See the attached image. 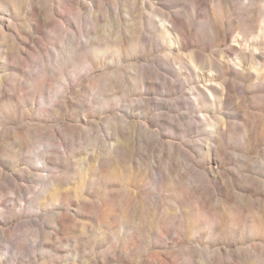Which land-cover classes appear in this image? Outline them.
Segmentation results:
<instances>
[{"label":"clouds","instance_id":"obj_1","mask_svg":"<svg viewBox=\"0 0 264 264\" xmlns=\"http://www.w3.org/2000/svg\"><path fill=\"white\" fill-rule=\"evenodd\" d=\"M222 8L218 21L211 13L206 20L213 37L228 24L236 38L257 22L264 30V0H223ZM196 18L192 0L183 23L174 19L179 42L198 47L191 35ZM84 44L74 55L41 57L11 90L0 91V264H206L218 224L206 214L222 216L225 184L247 192L242 173L264 176V134L251 143V125L233 119L239 109L232 103L221 109L226 129L200 115L222 95L209 104L197 93L200 104L191 111L161 99L172 91L161 92L163 72L150 81L120 64L119 52L104 64L123 83L110 81ZM124 55L138 54L130 47ZM140 55L170 70L158 56ZM97 142L105 154L92 164ZM121 192L129 198L119 199ZM46 251L50 258H38ZM212 251L217 264H264V243L255 240Z\"/></svg>","mask_w":264,"mask_h":264},{"label":"rangeland","instance_id":"obj_2","mask_svg":"<svg viewBox=\"0 0 264 264\" xmlns=\"http://www.w3.org/2000/svg\"><path fill=\"white\" fill-rule=\"evenodd\" d=\"M191 2L0 0V91L4 88L11 90L15 78L23 76L25 67L39 63L41 57L53 58L62 50L74 55L78 48L85 46L86 41L87 47L98 54L100 66L110 81L123 83L117 70L104 64L105 57L111 59L119 52L120 64L134 65V70L150 81L159 80L163 72L167 79L159 85L161 92L166 88L172 91L171 95H163L161 99L183 105L186 111L200 104L198 98L193 99L197 93L207 97L209 104L222 95V100L215 101L214 110L211 107L207 111L201 108L200 115L213 120L218 118V126L226 129L229 117L221 109L224 106L227 109L229 103L236 105L239 116L233 119L249 121V140L254 143L258 136L264 134V120H251L253 114L264 117V30L257 22L255 29H245L236 38L234 26L228 24L226 32L213 37L206 20L210 13L214 22L220 19L223 0H219V5L217 0H208L210 12L202 0H195L197 18L191 35L198 47H193L191 42L185 45L176 39L174 19L183 23L184 13L190 11ZM215 26L219 28L218 24ZM130 47L138 54L131 60L124 55ZM140 53L158 56L170 70L163 71L158 61L147 59ZM190 88L196 91H188ZM148 94H151L150 88L145 93ZM156 95L160 96V93ZM55 96L54 92L53 99ZM6 99L15 101V97ZM163 110L167 111L166 108ZM146 135L150 136V133L146 131ZM93 153L96 159L91 162L96 164L105 154L104 146L97 142ZM242 174L250 190L241 191L234 181L225 184L224 196L219 197L222 216L206 214L209 219L218 221L209 241L211 245L206 254V264H217V253L212 251L213 247H235L252 240L264 243V176L253 172ZM228 179L231 180V177ZM190 183L195 185L196 177H190ZM75 187L69 186L72 190ZM129 188L135 193L130 185ZM128 198V192L119 193V199ZM52 254L47 251L38 253V258L48 259ZM121 256L123 258L122 253Z\"/></svg>","mask_w":264,"mask_h":264}]
</instances>
